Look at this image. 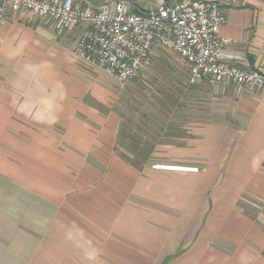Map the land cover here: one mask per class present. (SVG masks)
I'll list each match as a JSON object with an SVG mask.
<instances>
[{
    "label": "crops",
    "instance_id": "1",
    "mask_svg": "<svg viewBox=\"0 0 264 264\" xmlns=\"http://www.w3.org/2000/svg\"><path fill=\"white\" fill-rule=\"evenodd\" d=\"M205 1L228 18L226 54L264 73V0ZM7 18L0 264H264V91L221 85L222 120L156 143L138 166L120 152L122 84L76 60L83 28Z\"/></svg>",
    "mask_w": 264,
    "mask_h": 264
},
{
    "label": "built area",
    "instance_id": "2",
    "mask_svg": "<svg viewBox=\"0 0 264 264\" xmlns=\"http://www.w3.org/2000/svg\"><path fill=\"white\" fill-rule=\"evenodd\" d=\"M156 4L155 11L147 12L126 0L100 5L89 0H0V28L7 25V10L41 18L58 36L83 28L74 51L76 60L122 85L136 80L160 47L184 59L191 86L208 80L234 86L237 92L264 91V73L239 65L226 54L231 41L221 36V29L229 21L218 2L156 0Z\"/></svg>",
    "mask_w": 264,
    "mask_h": 264
},
{
    "label": "rangeland",
    "instance_id": "3",
    "mask_svg": "<svg viewBox=\"0 0 264 264\" xmlns=\"http://www.w3.org/2000/svg\"><path fill=\"white\" fill-rule=\"evenodd\" d=\"M126 1L147 12L154 11L157 5L156 0ZM122 86L116 104L124 125L120 152L129 158H135L132 153L135 146L142 149L146 141L178 142V137L195 124L222 120L226 113L222 112L225 107L221 85L209 81L189 85V70L184 59L160 47L155 49L140 76ZM171 136L177 139H170Z\"/></svg>",
    "mask_w": 264,
    "mask_h": 264
},
{
    "label": "trees",
    "instance_id": "4",
    "mask_svg": "<svg viewBox=\"0 0 264 264\" xmlns=\"http://www.w3.org/2000/svg\"><path fill=\"white\" fill-rule=\"evenodd\" d=\"M123 130H124V126H123ZM124 138V134L122 133V139ZM140 142H143L142 140H140ZM156 145L155 143H151L149 141H146L144 143V147H142V149H138L136 146L132 148V153H134V161L133 164L140 166V164L146 162L151 154L153 153L154 150V146Z\"/></svg>",
    "mask_w": 264,
    "mask_h": 264
}]
</instances>
